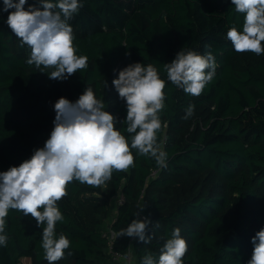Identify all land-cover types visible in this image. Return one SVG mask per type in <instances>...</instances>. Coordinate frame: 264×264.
Here are the masks:
<instances>
[{
	"label": "trees",
	"instance_id": "1",
	"mask_svg": "<svg viewBox=\"0 0 264 264\" xmlns=\"http://www.w3.org/2000/svg\"><path fill=\"white\" fill-rule=\"evenodd\" d=\"M79 2L83 6L69 23L87 67L58 81L49 79L53 69L27 64L31 49L8 27L14 9L4 11L0 0V172L42 148L54 128L57 100L75 102L86 87L131 143L123 122L126 102L112 81L137 62L152 64L166 81L158 143L167 166L132 149L134 166L113 172L104 185L69 183L57 202L64 219L55 233L64 234L70 247L54 264H118L109 244L130 252L135 264L149 254L158 264L175 228L187 242L183 264H248L252 237L264 229V54L237 53L227 39L232 26L243 30L244 15L231 0ZM29 5L39 7L38 0H28L25 9ZM182 48L215 57V76L198 97L167 80L164 64ZM189 104L194 113L185 119ZM135 219L150 221L148 243L118 236ZM45 226L10 209L0 264H20L22 258L48 264L41 246Z\"/></svg>",
	"mask_w": 264,
	"mask_h": 264
},
{
	"label": "clouds",
	"instance_id": "2",
	"mask_svg": "<svg viewBox=\"0 0 264 264\" xmlns=\"http://www.w3.org/2000/svg\"><path fill=\"white\" fill-rule=\"evenodd\" d=\"M28 0H3L9 12L7 25L22 45L31 49L27 64L36 68H51L49 79L63 81L87 67L86 56L77 55L75 36L69 21L83 6L79 0H38L39 7ZM235 11L244 15L243 30L232 26L227 39L237 53L264 54V0H231ZM42 9V10H41ZM214 55H204L182 48L171 61L164 64L167 80L186 94L198 97L212 81L216 71ZM119 98L126 102L127 115L123 121L131 143L116 130L117 118L104 110L92 88L86 87L75 101L61 97L54 105V128L42 148L34 150L30 159L18 167L0 172V246H7L5 233L9 210L31 215L37 226L46 225L42 232L44 259L48 264L63 259L70 240L55 226L64 219L57 202L65 197L69 183L79 181L100 187L109 181L113 172L127 171L134 166L137 154L155 159L166 167V153L158 143L162 128L160 113L165 108L166 81L161 79L152 64H129L112 81ZM195 106L189 104L185 119L191 117ZM42 209V210H41ZM142 209V208H141ZM138 215L139 213H135ZM148 219L133 220L118 236L138 238L148 243ZM254 248L248 264H264V229L251 240ZM187 242L179 228L172 231L161 249L158 264H183ZM71 255V253H69ZM142 264H154L146 255Z\"/></svg>",
	"mask_w": 264,
	"mask_h": 264
},
{
	"label": "built area",
	"instance_id": "3",
	"mask_svg": "<svg viewBox=\"0 0 264 264\" xmlns=\"http://www.w3.org/2000/svg\"><path fill=\"white\" fill-rule=\"evenodd\" d=\"M153 171L152 173H154ZM144 218V217H142ZM111 243V240L109 241ZM109 250L112 258L118 262V264H135L134 259L130 252L123 253L117 250H113L111 244H109Z\"/></svg>",
	"mask_w": 264,
	"mask_h": 264
},
{
	"label": "rangeland",
	"instance_id": "4",
	"mask_svg": "<svg viewBox=\"0 0 264 264\" xmlns=\"http://www.w3.org/2000/svg\"><path fill=\"white\" fill-rule=\"evenodd\" d=\"M116 93H117V91H116ZM118 199H120V196H118ZM112 205H113V208H115V206L117 205L116 198L113 199ZM20 264H31V261H30L29 258H22L21 261H20Z\"/></svg>",
	"mask_w": 264,
	"mask_h": 264
}]
</instances>
